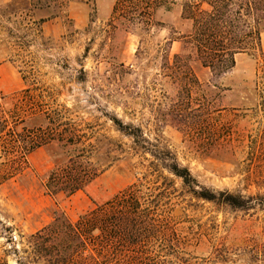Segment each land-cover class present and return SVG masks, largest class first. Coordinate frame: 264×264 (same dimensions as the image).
I'll use <instances>...</instances> for the list:
<instances>
[{"label":"rangeland","instance_id":"374dc122","mask_svg":"<svg viewBox=\"0 0 264 264\" xmlns=\"http://www.w3.org/2000/svg\"><path fill=\"white\" fill-rule=\"evenodd\" d=\"M115 2H72L70 21L55 17L39 32L32 21L40 13L29 12V0H0V94L23 88L20 69L37 70L49 104L65 106L66 117L100 140L101 161L118 158L84 191L54 197L41 182L59 147L33 151L23 172L0 184V264L27 261L21 235L51 222L57 209L75 220L141 177L176 232L175 246L159 248L160 260L218 264L223 254L225 264H264V207L194 197L180 178L152 168L143 144L112 120L140 128L157 151L170 150L200 186L264 200V21L262 52L238 53L235 67L213 83L209 69L192 58L199 83L180 91L172 63L179 37L193 29L182 18V1L169 0L142 24L130 12L114 14Z\"/></svg>","mask_w":264,"mask_h":264},{"label":"trees","instance_id":"16d2710c","mask_svg":"<svg viewBox=\"0 0 264 264\" xmlns=\"http://www.w3.org/2000/svg\"><path fill=\"white\" fill-rule=\"evenodd\" d=\"M75 1L90 0H29L32 8L29 12L40 13L32 21L36 29L41 32L44 22L59 16L70 21L68 7ZM168 1L116 0L113 12H130L134 20H138L137 24H142L151 22L155 10ZM181 1L182 18L191 20L193 29L179 37L181 50L174 55L172 63L181 84L180 91L199 83L189 63L192 58L209 69L213 83L235 67L238 53L253 49L262 52L264 0ZM166 56L168 59V51ZM19 71L24 87L10 97L0 94V154L3 157L0 184L22 173L33 151L57 145L59 153L54 166L42 176L45 193L56 197L84 191L118 158L103 163L100 140L94 141L66 117L64 112L69 109L65 106L49 104L46 98L52 95H47V90L39 86L38 71ZM7 98L10 104L5 106L3 100ZM112 120L122 133L143 144L140 152L151 155L152 168L161 166L180 178L194 197L243 209L264 207L259 194L243 195L200 186L190 169L182 166L170 150L157 151L140 128L132 129L117 118ZM146 182L143 177L137 178L134 184L97 203L75 220L64 210L57 209L51 222L29 235H21L22 249L28 256L27 261L22 259L19 263L169 264L156 255L159 248L167 244L175 246L170 237L176 232L170 216L160 213L159 200L149 194L150 186ZM177 258L178 264H184L182 258ZM217 258L218 264L228 261L223 254Z\"/></svg>","mask_w":264,"mask_h":264},{"label":"crops","instance_id":"0c3cea01","mask_svg":"<svg viewBox=\"0 0 264 264\" xmlns=\"http://www.w3.org/2000/svg\"><path fill=\"white\" fill-rule=\"evenodd\" d=\"M3 68V66L2 65H0V70ZM24 87V86H23Z\"/></svg>","mask_w":264,"mask_h":264}]
</instances>
